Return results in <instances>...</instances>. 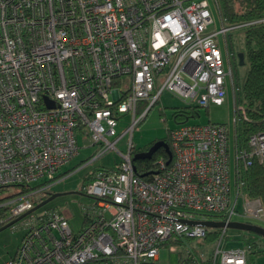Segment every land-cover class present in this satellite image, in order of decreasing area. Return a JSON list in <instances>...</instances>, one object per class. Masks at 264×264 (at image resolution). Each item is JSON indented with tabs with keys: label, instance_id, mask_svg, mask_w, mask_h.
I'll use <instances>...</instances> for the list:
<instances>
[{
	"label": "built area",
	"instance_id": "1",
	"mask_svg": "<svg viewBox=\"0 0 264 264\" xmlns=\"http://www.w3.org/2000/svg\"><path fill=\"white\" fill-rule=\"evenodd\" d=\"M212 25L207 0H0V189L29 190L0 203L8 208L0 227L47 194L86 147L80 137L95 148L88 164L110 152L121 157L93 172L85 194L95 203L84 208L78 232L64 213L34 212L19 221L22 245L2 264H160L161 247L211 230L189 222L234 221L243 194L241 183L232 188L227 125L170 130L171 161L166 153L146 177L137 168L145 160H134L133 133L165 91L200 108L221 106L230 78L236 103L218 40L228 46L231 27L211 32ZM127 135V150L117 149ZM253 158L264 161V134L236 146L235 168ZM41 178L48 181L31 188ZM244 212L264 219L260 200L247 201ZM222 230L212 264H247L245 250H221ZM180 264L200 258L189 252Z\"/></svg>",
	"mask_w": 264,
	"mask_h": 264
},
{
	"label": "rangeland",
	"instance_id": "2",
	"mask_svg": "<svg viewBox=\"0 0 264 264\" xmlns=\"http://www.w3.org/2000/svg\"><path fill=\"white\" fill-rule=\"evenodd\" d=\"M209 3V9L214 19V25L210 27V31H220L223 26L228 25L223 21L221 8L219 9L215 3V0H207ZM243 33L239 28L231 27V30L226 36L228 46H226L225 38L220 35L218 40L220 42V48L223 53L225 69H233L234 80L236 86L237 83H242L245 79L248 71L247 66H240L238 54L242 46ZM230 54V56H228ZM237 79L239 81H237ZM161 84L157 82V87ZM227 96L223 105H212L209 108H201L200 116L190 118L187 124L191 125H206L209 122L225 124L229 127L231 132L230 141V172L232 188L235 191L236 184V168H235V102H234V88L231 79L228 78L226 82ZM186 103L178 96L165 91L158 103L151 109L144 121L136 128L133 133V143L137 147V150H146L156 141L168 139L169 131L177 127V123L173 118V112L176 108L185 107ZM131 123V115L125 116L118 122L117 132L122 134L128 124ZM130 140V135H127L117 145V149L121 151L127 150V143ZM90 141H84L80 137L81 147H86L81 150L80 154L64 165L58 172L59 179L50 185L48 193H65L61 196L42 207L35 214H41L47 210L56 211L58 213H64L70 217V224L75 232H78L83 224L85 218V207L94 204V200L85 194L86 187L90 184L93 172L99 168H112L120 161V155L116 152H110L103 156L95 163L88 164L89 158L94 154L95 148L90 147ZM139 164V163H138ZM48 181L47 178H41L38 181L31 184L32 188L45 184ZM21 191V188L9 189L8 195ZM80 193L82 195L76 194ZM47 194L41 193L37 195L33 202L35 206L46 197ZM44 201V200H43ZM246 197H241L238 201L237 211L238 216L234 218V221L252 223L264 227L263 222L254 221L244 218V205L246 203ZM216 219V218H214ZM218 220V219H217ZM210 232H217L219 237L213 238L212 236L200 237V238H187L179 242L170 241L160 249V264H180L189 257V252L200 258V261H207L215 253L219 244L222 229H211ZM26 234L24 228V221H21L14 226H11L4 231L0 232V264L13 257L20 246L22 245L23 238ZM230 249H243L247 251L249 264H264V252L258 253L260 250H264V238L259 235L250 232H244L240 230L227 229L224 236V242L222 243L221 250ZM202 257V258H201Z\"/></svg>",
	"mask_w": 264,
	"mask_h": 264
},
{
	"label": "trees",
	"instance_id": "3",
	"mask_svg": "<svg viewBox=\"0 0 264 264\" xmlns=\"http://www.w3.org/2000/svg\"><path fill=\"white\" fill-rule=\"evenodd\" d=\"M219 1L224 22L228 27L239 28L243 33L239 53L244 54L245 63L243 66H247L248 71L242 83L239 82L236 86L234 80L236 99L234 113L237 117L236 122H234V143L235 148L236 146L248 148V141L253 135L264 134V0ZM237 81L239 80L237 79ZM200 109V107L188 103L185 107L176 108L173 112V118L177 123V127L187 124L190 118L199 117ZM163 141L169 145V135L168 139ZM148 149L137 150L136 148V153ZM160 158L167 159L164 149L156 152L151 160L140 161L137 167L140 176L147 175L146 170L154 169L155 161ZM58 179L59 176L56 180ZM239 183L242 185L241 191L243 197H246V201L260 200L264 208V161L261 162L258 158H253L251 165L248 167L238 165L235 185ZM11 188L13 187L0 189V203L5 199L15 198L21 193H29L28 189H24L21 193L16 192L8 195ZM43 200H45V197ZM7 212L8 208H0V219L7 218ZM261 222L264 224V219ZM207 236L217 238L220 234L209 231ZM262 252L264 250H260L258 253ZM246 254L248 255L247 251ZM212 257L213 255L207 261H200V264H212ZM247 264H249L248 257Z\"/></svg>",
	"mask_w": 264,
	"mask_h": 264
},
{
	"label": "water",
	"instance_id": "4",
	"mask_svg": "<svg viewBox=\"0 0 264 264\" xmlns=\"http://www.w3.org/2000/svg\"><path fill=\"white\" fill-rule=\"evenodd\" d=\"M238 58L240 61V66L244 65V54L243 53H239L238 54ZM160 149H164L165 152L167 153V155L169 156V162L172 159V153L171 150L169 148V145L163 141H157L155 142L148 151L145 152H141V153H137L134 157V160H151L153 155L158 152ZM142 177H146V175H142ZM79 195H82L80 193H76ZM49 197L47 199H45L43 202H41L40 204L36 205L31 211L27 212L26 214H24L23 216L11 221L10 223L2 226L0 228V232L4 231L5 229L13 226L14 224H16L17 222H19L20 220H22L23 218H25L26 216L38 211L39 209H41L42 207L46 206L47 204H49L50 202H52L53 200H55L58 197L64 196L66 195L65 193H48L47 194ZM190 225H196V224H200L208 229H234V230H240V231H244V232H250V233H254L256 235L261 236L262 238H264V227H261L260 225H256V224H251V223H245V222H239V221H232L230 223H225V222H218V221H205V222H189Z\"/></svg>",
	"mask_w": 264,
	"mask_h": 264
},
{
	"label": "flooded vegetation",
	"instance_id": "5",
	"mask_svg": "<svg viewBox=\"0 0 264 264\" xmlns=\"http://www.w3.org/2000/svg\"><path fill=\"white\" fill-rule=\"evenodd\" d=\"M156 142H157V141H156ZM152 145H153V144H152ZM152 145H151V146H152ZM151 146H150V147H151ZM150 147H149V148H150ZM148 150H149V149H148ZM148 150H147V151H148ZM144 152H145V151H144ZM48 197H49V196H48V195H46L45 199H47Z\"/></svg>",
	"mask_w": 264,
	"mask_h": 264
}]
</instances>
